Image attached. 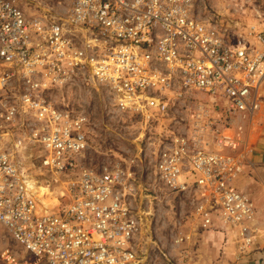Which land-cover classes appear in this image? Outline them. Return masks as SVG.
Returning <instances> with one entry per match:
<instances>
[{
  "label": "built area",
  "instance_id": "obj_1",
  "mask_svg": "<svg viewBox=\"0 0 264 264\" xmlns=\"http://www.w3.org/2000/svg\"><path fill=\"white\" fill-rule=\"evenodd\" d=\"M194 6L67 0L50 14L39 0H0V226L20 246L0 248L1 264H143L142 152L158 182L187 200L186 220L229 230L238 257L251 251L256 211L235 181L263 120L264 35L252 26L230 42ZM78 84L104 88L143 127L144 147L86 165L89 118L63 94ZM33 160L59 187L50 208L22 167Z\"/></svg>",
  "mask_w": 264,
  "mask_h": 264
},
{
  "label": "rangeland",
  "instance_id": "obj_2",
  "mask_svg": "<svg viewBox=\"0 0 264 264\" xmlns=\"http://www.w3.org/2000/svg\"><path fill=\"white\" fill-rule=\"evenodd\" d=\"M39 2L43 11H48L50 14L63 13L67 5V0H39ZM194 7L197 17L208 19L217 25L230 42L242 40L252 26L264 35V0H195ZM36 10L31 8L26 13L32 15ZM63 94L70 107L84 112L89 118L87 126L89 145L84 156L86 165H97L108 159L134 155L139 147H144V141L141 140L143 127L131 116L114 109L104 88L99 87L96 90L91 85L78 84L70 87ZM200 96L197 94V97ZM182 116L183 113L175 114L173 119ZM258 118L264 119V111L259 113ZM248 143L254 150L260 143L259 133L254 132ZM253 153L254 151H250L247 154V159L242 164V174L235 184L238 188L244 186L242 189L250 195L255 210L257 208L264 213V155L259 154L255 158L252 156ZM140 156L143 161L139 167L143 169V185L138 202L141 211L146 212L143 217V237L139 245L145 258L143 264H192L190 260L192 253L187 254L186 259L182 258L184 262H179L177 250L180 247L188 246V249L191 246L193 250L195 246L219 247L227 241L233 242V235L229 230L219 227L199 230L195 223L186 220L185 215H189L192 210L187 200L181 195L168 192L148 167V158L143 156V152ZM251 162L255 163L254 166ZM22 167L31 179L37 180L39 184L42 180L45 185L52 182L51 176L42 171L36 161L22 162ZM48 188L53 191V196L59 189L52 183ZM179 231L191 232L190 241L175 243L174 239ZM6 246L20 249L5 228L0 226V248ZM213 264H219L218 259Z\"/></svg>",
  "mask_w": 264,
  "mask_h": 264
},
{
  "label": "crops",
  "instance_id": "obj_3",
  "mask_svg": "<svg viewBox=\"0 0 264 264\" xmlns=\"http://www.w3.org/2000/svg\"><path fill=\"white\" fill-rule=\"evenodd\" d=\"M262 111H264V104ZM252 132L259 133L260 143L254 150L250 149L251 152L254 151L252 156L257 158L259 154L264 155V119L255 124ZM251 164L254 166L255 163L251 162ZM236 187L238 188V186ZM243 187L238 189L243 191ZM255 211L256 243L250 252L238 257L236 247L232 241V243L227 241V243L219 247H212L210 245L195 246L193 250L191 246L187 249V246L185 248L180 247L177 250L179 262H184L180 254H183L186 259L187 254L192 253L190 256L192 264H213L216 259H218L219 264H264L261 252V247L264 245V213L257 208Z\"/></svg>",
  "mask_w": 264,
  "mask_h": 264
},
{
  "label": "bare ground",
  "instance_id": "obj_4",
  "mask_svg": "<svg viewBox=\"0 0 264 264\" xmlns=\"http://www.w3.org/2000/svg\"><path fill=\"white\" fill-rule=\"evenodd\" d=\"M38 186H35V182L33 179H30L29 184L31 187L37 191V196L40 200V203L47 208H50L56 204H58V199L56 196H53V193L49 190V188L44 184L43 180L40 182Z\"/></svg>",
  "mask_w": 264,
  "mask_h": 264
}]
</instances>
